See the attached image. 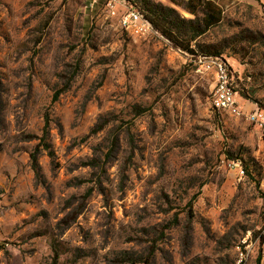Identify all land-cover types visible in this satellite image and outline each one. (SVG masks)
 Masks as SVG:
<instances>
[{
	"label": "rangeland",
	"instance_id": "rangeland-1",
	"mask_svg": "<svg viewBox=\"0 0 264 264\" xmlns=\"http://www.w3.org/2000/svg\"><path fill=\"white\" fill-rule=\"evenodd\" d=\"M212 1L195 48L264 111V0ZM109 2L0 0V264H264V130L212 108L204 54Z\"/></svg>",
	"mask_w": 264,
	"mask_h": 264
},
{
	"label": "trees",
	"instance_id": "trees-1",
	"mask_svg": "<svg viewBox=\"0 0 264 264\" xmlns=\"http://www.w3.org/2000/svg\"><path fill=\"white\" fill-rule=\"evenodd\" d=\"M134 5L142 3L138 10L152 24L154 30L168 39L174 46L191 54L219 57L220 50L205 49L194 43L199 37L209 32L213 27L219 25L223 20L222 8L212 0H169L176 6L182 8L193 18L183 17L175 8L164 6L154 0H130ZM61 92H56L53 101H56ZM48 125L46 126V128ZM46 150L49 146L46 145ZM52 154V152H49ZM37 153L32 155V165L37 167ZM190 207L192 203L190 202Z\"/></svg>",
	"mask_w": 264,
	"mask_h": 264
},
{
	"label": "built area",
	"instance_id": "built-area-1",
	"mask_svg": "<svg viewBox=\"0 0 264 264\" xmlns=\"http://www.w3.org/2000/svg\"><path fill=\"white\" fill-rule=\"evenodd\" d=\"M96 3L98 0H92ZM114 0H110L109 6L114 8ZM123 29L131 34L145 35L149 32H157L152 24L135 7L131 6L128 12L122 17ZM201 62L207 70L214 72V87L211 106L214 110L228 112L232 115L245 116L248 121L257 124L264 130V111L259 108L250 112H243L238 100V93L234 88V76L227 62L220 57L202 56ZM232 169H236L243 177L245 170L238 162H232Z\"/></svg>",
	"mask_w": 264,
	"mask_h": 264
}]
</instances>
